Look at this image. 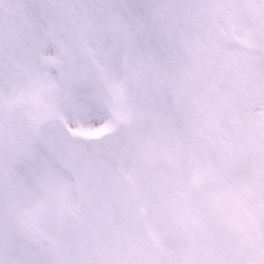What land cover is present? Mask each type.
I'll list each match as a JSON object with an SVG mask.
<instances>
[{
  "label": "snow or ice",
  "instance_id": "snow-or-ice-1",
  "mask_svg": "<svg viewBox=\"0 0 264 264\" xmlns=\"http://www.w3.org/2000/svg\"><path fill=\"white\" fill-rule=\"evenodd\" d=\"M0 264H264V0H0Z\"/></svg>",
  "mask_w": 264,
  "mask_h": 264
}]
</instances>
